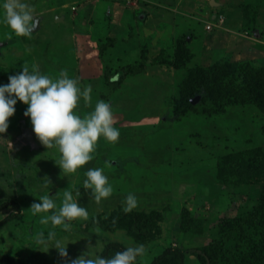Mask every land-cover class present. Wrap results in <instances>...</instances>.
Returning <instances> with one entry per match:
<instances>
[{
    "label": "rangeland",
    "instance_id": "1",
    "mask_svg": "<svg viewBox=\"0 0 264 264\" xmlns=\"http://www.w3.org/2000/svg\"><path fill=\"white\" fill-rule=\"evenodd\" d=\"M29 2L40 19L35 32L17 35L0 22V84L24 63L53 78L66 69L92 86L91 100L81 97L75 110L109 101L120 135L99 138L93 158L64 174L59 152L38 139L18 100L0 134L13 141L11 151L0 148V203L19 206L0 211V220L16 212L0 227V252L26 264H65L89 245L117 241L145 245L134 264L167 247L182 250L185 264H264V0ZM230 152L261 164L237 181L232 171L218 175ZM89 167H102L113 187L99 203L83 186ZM65 190L89 216L68 230L42 223L33 201L49 194L59 206ZM130 191L138 204L125 212ZM118 213L152 216L151 235L130 233L129 219L110 229L88 225ZM49 230L67 244V257L38 242Z\"/></svg>",
    "mask_w": 264,
    "mask_h": 264
},
{
    "label": "clouds",
    "instance_id": "2",
    "mask_svg": "<svg viewBox=\"0 0 264 264\" xmlns=\"http://www.w3.org/2000/svg\"><path fill=\"white\" fill-rule=\"evenodd\" d=\"M0 9L3 10L0 22L6 23L17 35H30L37 28L39 18L35 5L29 0H0ZM91 92V84L81 87L78 79L70 76L66 69H61L60 74L53 78L42 73L38 64L33 63L29 67L24 63L21 71L10 74L8 82L0 84V134L7 131L8 118L14 114L17 101L24 102L27 105L24 115L30 117L38 139L47 148L59 152L56 161L64 174L75 172L93 158L99 138L115 141L120 135V129L114 125L109 101L98 99L94 108L83 115L75 110L81 97L85 103L91 100ZM0 148L11 151L13 141L0 135ZM42 183L49 184L50 181L44 179ZM83 186L86 191L91 189V198L98 203L113 192L102 167L85 169ZM137 204L138 197L134 192H128L123 198L125 212L131 211ZM30 209L34 214H41L42 223L50 221L52 225H60L66 230L71 228L74 219L89 216L88 209L69 190L64 191L59 206L52 195L46 194L33 201ZM37 240L45 247H55L61 256H68L67 244L56 237L55 230L39 233ZM91 247L99 251H92ZM102 250L103 245L99 242L95 246L89 245L88 250L66 260L65 264H134L144 253L145 245H128L111 256L100 254Z\"/></svg>",
    "mask_w": 264,
    "mask_h": 264
},
{
    "label": "trees",
    "instance_id": "3",
    "mask_svg": "<svg viewBox=\"0 0 264 264\" xmlns=\"http://www.w3.org/2000/svg\"><path fill=\"white\" fill-rule=\"evenodd\" d=\"M264 89V88H263ZM195 93H200V88H195ZM264 94V91L262 92ZM190 106L189 99H186L182 108H188ZM264 131V126L263 130ZM261 164L259 159L245 160L242 155L239 156L238 153L230 152L224 155L217 169V173L225 174L228 171L233 172L235 175L234 181L243 179L247 176L250 169H254ZM6 207H13V209L18 210L19 206L14 200H7L0 203V211ZM16 216V212L8 214L6 217L0 220V227L11 221ZM250 216V215H249ZM127 217V218H126ZM129 219V232L139 238L151 235L152 230L150 226L153 223L152 216L147 214L138 213H128V214H116L107 219H92L89 221L88 225L100 226L103 229H110L113 225H118L120 221L124 222ZM245 219V218H244ZM242 221V220H241ZM244 221V220H243ZM141 234V235H140ZM125 246L117 241H108L103 245V250L100 252L102 255L111 256L116 251L123 249ZM202 257V256H201ZM0 264H26L20 259L10 256L0 252ZM149 264H185V254L182 250L175 247H167L162 250L156 257H154Z\"/></svg>",
    "mask_w": 264,
    "mask_h": 264
},
{
    "label": "water",
    "instance_id": "4",
    "mask_svg": "<svg viewBox=\"0 0 264 264\" xmlns=\"http://www.w3.org/2000/svg\"><path fill=\"white\" fill-rule=\"evenodd\" d=\"M39 20L38 19V25H37V28H35L32 32H35L38 28H39ZM4 46V43L3 42H0V48ZM200 96H196L195 98L191 99V103L192 104H195L198 100H199Z\"/></svg>",
    "mask_w": 264,
    "mask_h": 264
},
{
    "label": "crops",
    "instance_id": "5",
    "mask_svg": "<svg viewBox=\"0 0 264 264\" xmlns=\"http://www.w3.org/2000/svg\"><path fill=\"white\" fill-rule=\"evenodd\" d=\"M3 43H4V45H5L6 42H3ZM1 48H2V47H1Z\"/></svg>",
    "mask_w": 264,
    "mask_h": 264
},
{
    "label": "built area",
    "instance_id": "6",
    "mask_svg": "<svg viewBox=\"0 0 264 264\" xmlns=\"http://www.w3.org/2000/svg\"><path fill=\"white\" fill-rule=\"evenodd\" d=\"M209 27V26H208Z\"/></svg>",
    "mask_w": 264,
    "mask_h": 264
}]
</instances>
